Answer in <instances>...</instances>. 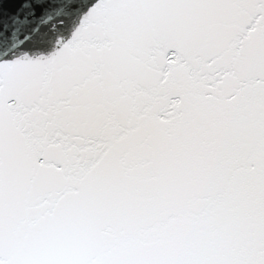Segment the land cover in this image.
<instances>
[{
    "label": "snow or ice",
    "instance_id": "1",
    "mask_svg": "<svg viewBox=\"0 0 264 264\" xmlns=\"http://www.w3.org/2000/svg\"><path fill=\"white\" fill-rule=\"evenodd\" d=\"M0 264H264V0H2Z\"/></svg>",
    "mask_w": 264,
    "mask_h": 264
},
{
    "label": "water",
    "instance_id": "2",
    "mask_svg": "<svg viewBox=\"0 0 264 264\" xmlns=\"http://www.w3.org/2000/svg\"><path fill=\"white\" fill-rule=\"evenodd\" d=\"M0 2H2V0H0Z\"/></svg>",
    "mask_w": 264,
    "mask_h": 264
}]
</instances>
